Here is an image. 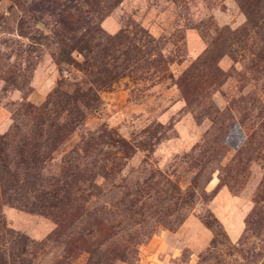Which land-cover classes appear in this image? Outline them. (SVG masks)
I'll return each instance as SVG.
<instances>
[{
  "label": "rangeland",
  "instance_id": "374dc122",
  "mask_svg": "<svg viewBox=\"0 0 264 264\" xmlns=\"http://www.w3.org/2000/svg\"><path fill=\"white\" fill-rule=\"evenodd\" d=\"M0 264H264V0H0Z\"/></svg>",
  "mask_w": 264,
  "mask_h": 264
}]
</instances>
